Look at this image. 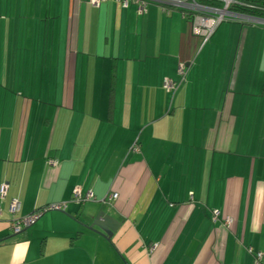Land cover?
<instances>
[{
    "label": "crops",
    "instance_id": "1",
    "mask_svg": "<svg viewBox=\"0 0 264 264\" xmlns=\"http://www.w3.org/2000/svg\"><path fill=\"white\" fill-rule=\"evenodd\" d=\"M1 185L0 264H264V27L200 48L154 6L0 0ZM100 209L110 243L81 227Z\"/></svg>",
    "mask_w": 264,
    "mask_h": 264
},
{
    "label": "built area",
    "instance_id": "2",
    "mask_svg": "<svg viewBox=\"0 0 264 264\" xmlns=\"http://www.w3.org/2000/svg\"><path fill=\"white\" fill-rule=\"evenodd\" d=\"M92 7L98 8L101 4H104L110 0H86ZM121 6L122 9H127L131 4L136 7V11L140 14L148 6L155 5L162 7L163 10L169 11L170 9L177 10L183 13H192V18L190 22L191 34L192 36L199 38L202 41L203 47L207 44L216 30L226 22H240L251 26H264L263 20L254 19L251 17H246L242 15H237L231 13V8L236 5H240V0H208L210 5H200L196 0H113ZM139 11V12H138ZM189 64L179 62L177 66V74L181 82L186 77V70ZM180 84V82H179ZM178 84V85H179ZM177 84H174L170 80H164L163 89L167 92H174L176 90ZM6 193V187L4 185L0 186V201L4 200ZM80 197L78 190H74L73 198L74 200ZM116 195L107 196L104 201L101 202L102 205H106L109 202L116 199ZM77 201V200H76ZM85 202H94L90 195L85 197ZM65 206L63 205H53L50 206V211H62ZM19 211V203L17 201H12L9 207V212L11 214H16ZM39 218V214L36 217H28L15 221L11 225V230L13 237H20L24 229L30 228L35 220ZM215 221V218L212 219ZM261 263V255H254V264Z\"/></svg>",
    "mask_w": 264,
    "mask_h": 264
},
{
    "label": "trees",
    "instance_id": "3",
    "mask_svg": "<svg viewBox=\"0 0 264 264\" xmlns=\"http://www.w3.org/2000/svg\"><path fill=\"white\" fill-rule=\"evenodd\" d=\"M86 1V0H85ZM87 2V1H86ZM108 2H113V3H115L116 5H118L120 8H121V6L119 5V4H117L115 1H113V0H110V1H108ZM108 2H106V3H104V4H101L98 8H96V9H99L101 6H103V5H105V4H107ZM196 2L198 3V4H200V5H210V2L208 1V0H196ZM240 5H236V6H233L232 8H231V13H233V14H237V15H242V16H246V17H251V18H254V19H258V20H263L264 21V0H240ZM88 3V2H87ZM89 4V3H88ZM90 5V4H89ZM91 6V5H90ZM151 6H154V7H156V8H158L160 11H161V13L163 14V15H165V16H169L172 12H178L181 16H182V18L185 20V21H187L189 24H190V22H191V18H192V13H189V12H187V13H183V12H180V11H177V10H173V9H170V11H169V14H168V11L166 10V8H165V10H163V8L162 7H158V6H155V5H151ZM150 6H148L147 8H149ZM146 8V9H147ZM122 9V8H121ZM122 10H125V11H127V9H122ZM135 11H136V8H135ZM137 12V11H136ZM136 14H138V13H136ZM194 37V36H193ZM194 38H196V37H194ZM196 39H198L199 41H200V48H203L205 45H207V44H205L203 47H201L202 46V41L199 39V38H196ZM201 50V49H200ZM192 64V63H191ZM190 64V65H191ZM189 67V66H188ZM188 71V68H187V70H186V72ZM112 74H113V71H112ZM186 76H187V74H186ZM178 77V76H177ZM112 84H113V82H114V76L112 77ZM165 80H168V79H165ZM185 80H186V77L183 79V81L181 82V80H180V78L178 77L177 78V80H175V81H173V80H170V81H172L174 84H177V86H176V90L174 91V92H167V91H165L164 89H163V82H164V80H163V82H162V89H163V91L168 95V96H170L171 98L174 96V94L176 93V91L178 90V89H180V87H182L183 86V84L185 83ZM179 82H180V84H179ZM179 84V85H178ZM111 94H113V91L111 90ZM2 186V185H1ZM74 192V191H73ZM72 192V193H73ZM77 200V201H76ZM76 200H74V198H73V194H72V202H74V203H76L78 206H83L85 203H89V202H85L84 200H85V198H82L81 196L78 198V199H76ZM10 204H11V202H10ZM10 204H9V207H10ZM54 205H63V206H65V204H54ZM50 206H53V205H49V206H46L45 208H43L42 210H40V211H37V212H34L31 216H29V217H36V215H38L39 214V218L43 215V214H46V213H50V212H63L64 210H62V211H50L49 210V208H50ZM65 209V208H64ZM19 211H20V205H19ZM19 211H18V213H19ZM10 213V212H9ZM18 213H16V214H11V216L12 217H16V215H18ZM39 218H37L36 220H35V222L39 219ZM20 219H24V218H16V219H13V221H12V223L13 222H15V221H18V220H20ZM34 222V223H35ZM33 226V225H32ZM108 243H110V242H108ZM256 255V254H255Z\"/></svg>",
    "mask_w": 264,
    "mask_h": 264
},
{
    "label": "water",
    "instance_id": "4",
    "mask_svg": "<svg viewBox=\"0 0 264 264\" xmlns=\"http://www.w3.org/2000/svg\"><path fill=\"white\" fill-rule=\"evenodd\" d=\"M81 227L89 232L97 234L102 239L110 242L114 235L117 233L120 224H118L111 217L107 216L101 209L90 216V224H81Z\"/></svg>",
    "mask_w": 264,
    "mask_h": 264
},
{
    "label": "rangeland",
    "instance_id": "5",
    "mask_svg": "<svg viewBox=\"0 0 264 264\" xmlns=\"http://www.w3.org/2000/svg\"><path fill=\"white\" fill-rule=\"evenodd\" d=\"M132 8L135 10L136 7H135L134 5L131 4V5L127 8V10L132 9ZM135 12H136V11H135ZM138 12H139V11H138ZM136 13H137V12H136ZM263 27H264V26H263ZM191 35H192V34H191ZM170 98H171V97H170Z\"/></svg>",
    "mask_w": 264,
    "mask_h": 264
}]
</instances>
